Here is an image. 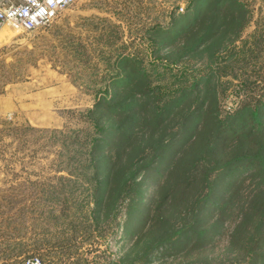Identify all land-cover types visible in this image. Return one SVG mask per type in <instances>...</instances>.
<instances>
[{"label":"rangeland","instance_id":"rangeland-1","mask_svg":"<svg viewBox=\"0 0 264 264\" xmlns=\"http://www.w3.org/2000/svg\"><path fill=\"white\" fill-rule=\"evenodd\" d=\"M213 3L75 0L36 28L3 25L0 95L35 103L0 121V264H21L34 253L42 264H264V227L255 229L264 181H246L233 198L227 183L234 174L225 169L237 149L230 129L239 121L231 114L264 102V0H225L229 31L201 43ZM194 5L203 16L191 22ZM172 20L189 33L175 37ZM121 52L146 68L149 94L137 93L138 122L122 136L116 164L102 162L95 173L87 165L97 183L114 169L97 187L78 167L90 157V142H79L98 137L78 110L93 106L90 90L122 87L105 79L123 69ZM162 107L167 117L155 125L150 120ZM70 108L76 113L68 115ZM65 134L69 173L58 167L61 142H53ZM109 146L98 155L105 158ZM241 170L239 179L247 173ZM54 184L67 196L53 195ZM226 198L230 205L219 214L216 204Z\"/></svg>","mask_w":264,"mask_h":264},{"label":"trees","instance_id":"trees-1","mask_svg":"<svg viewBox=\"0 0 264 264\" xmlns=\"http://www.w3.org/2000/svg\"><path fill=\"white\" fill-rule=\"evenodd\" d=\"M225 0H214V3L212 5V8L210 9L209 14H204V18L202 22L207 21L210 23L208 33L207 35L202 34L200 36L206 37V39L200 40L201 43H205L209 37L218 36L221 33L228 32V27L230 25V22L232 23V18L229 20L228 14L224 12L223 8L227 10H231L228 8L231 4H228L225 7H220L223 5ZM194 4V3H193ZM192 4V5H193ZM196 4V3H195ZM190 5V4H189ZM187 4V6L189 7ZM195 6V5H194ZM187 7V8H188ZM202 15V9L200 7L196 6L191 9L190 19L191 22H196L200 16ZM203 16V15H202ZM178 20L177 22H179ZM176 22V23H177ZM175 23V20H172L171 23L167 26L169 27L170 31L174 34H176L175 37L179 38L181 35H183L185 32L189 33V30H187V24L182 25H176L173 26ZM204 33V32H203ZM204 35V36H203ZM210 39V38H209ZM173 41H169L166 43V45L171 44ZM121 52L119 55L121 63L123 64V69L120 71H116L114 73L108 74L107 78L113 82H120L119 85L122 84L121 88H114L112 91H109L108 88H98L95 90H90L91 93H93L97 98L93 104V106L85 108L83 111L78 110V113L80 116H78V119H81L82 121L87 122V127L89 125L94 127V133L95 136H92L91 139H85L83 142H90L89 146V152L90 157L88 162H82L81 164H78V167H82V172L85 177L90 182H96V186L98 187L99 184L107 183L110 179V176H114L115 172L114 169H108L109 166L104 171V176L102 179L96 180L95 174L93 176H90L87 174V165L89 166L91 163V166L89 168L94 167V173L96 172V168L102 163L106 162L110 165H115L118 157V151L123 150L125 143L121 142L122 136H131L134 128L133 125L138 119L136 114L134 113L133 107L135 106V98L138 96V92H140V95L142 99H146L148 97V90H147V82H144V80L147 77L146 68H141L140 65L135 66L136 63H139V61L135 58V55L131 53H124ZM109 57V54L108 56ZM118 60V58H117ZM137 81V84L134 86V82ZM120 87V86H119ZM261 99V98H260ZM170 106L168 104L166 107ZM166 107L159 108V110L155 111V115L150 120L155 125H160L167 116L163 118V111H166ZM172 109V108H171ZM169 109V110H171ZM67 114L69 115V112L76 113V109L70 108L67 109ZM261 111L264 114V102L262 104L254 103V105L249 102L247 105L241 106L238 109H236L232 115V117L235 119V123H238L233 126L230 129V133H233L235 143L237 144L236 148L231 151V156L229 159L226 160L225 169H227L228 173L233 175L232 178L227 183V190L231 191L230 195L231 197H238L239 190L242 189V192L244 191V186L246 185V181H251L254 179H257L259 181H264V134H261V130L264 127L263 122V116L259 117ZM85 114V115H83ZM134 115V120L130 121V124H128L127 127H124V120L127 119L129 116ZM122 116H124L122 118ZM77 117V116H76ZM248 120V121H246ZM141 121V120H139ZM106 122H108L106 124ZM232 123V121H231ZM68 127V126H67ZM122 127H124L122 129ZM235 129V130H234ZM53 132H63L65 131L64 128H52L50 129ZM69 131V130H67ZM112 134V140L109 142L110 146L107 148L109 154H106L105 158L103 156H99L98 152H101L102 149L109 145L108 139H104L105 135L109 136ZM61 138H55L53 142H61V150L59 151L60 157L59 158V164L58 167L61 169H64L69 173V160L68 158H64L69 154L68 146H64L63 143L67 142L68 135L65 134L63 136H59ZM130 139V138H129ZM73 141H77L76 138L73 139ZM101 141H104L105 144H100ZM66 145V143H65ZM69 145V143H68ZM79 146V144H78ZM104 146V147H103ZM130 152V151H128ZM73 158H76L75 156H72ZM114 157V159H112ZM61 162V163H60ZM108 165V164H107ZM243 167H246V174L243 176V178L239 179L237 177V172L242 173L241 169ZM245 171V170H244ZM58 179H68L66 175L59 174L57 176ZM247 178V179H245ZM132 179V175L125 178L123 183V191H126V187L129 185L130 180ZM245 179V180H244ZM61 183V182H60ZM59 183V185H60ZM62 186V185H60ZM62 187H56L55 184L51 186L52 194L53 195H60L67 196L63 190H61ZM98 191V190H97ZM140 192H137V195L140 196ZM229 195V194H228ZM132 198V196H131ZM95 201L100 202L99 197L97 196V193H95L94 196ZM234 201V200H233ZM238 201V199L235 200V202ZM230 205V202L228 198L219 201L216 204V211H219V214L223 213L226 208ZM234 205V203H233ZM234 207V206H233ZM246 212V210H245ZM257 224H255V229L258 232H261L264 227V209L262 210L259 217H257ZM19 253V252H18ZM15 253V254H18Z\"/></svg>","mask_w":264,"mask_h":264},{"label":"built area","instance_id":"built-area-1","mask_svg":"<svg viewBox=\"0 0 264 264\" xmlns=\"http://www.w3.org/2000/svg\"><path fill=\"white\" fill-rule=\"evenodd\" d=\"M75 0H0V28L10 24L33 29L48 23L60 9ZM182 9V5L180 6ZM21 264H42L39 254L24 256Z\"/></svg>","mask_w":264,"mask_h":264},{"label":"crops","instance_id":"crops-1","mask_svg":"<svg viewBox=\"0 0 264 264\" xmlns=\"http://www.w3.org/2000/svg\"><path fill=\"white\" fill-rule=\"evenodd\" d=\"M21 100L20 98L15 97L13 93L0 95V121L3 115L10 114L13 111L15 112L17 109H22V107H30L35 103L34 100Z\"/></svg>","mask_w":264,"mask_h":264},{"label":"bare ground","instance_id":"bare-ground-1","mask_svg":"<svg viewBox=\"0 0 264 264\" xmlns=\"http://www.w3.org/2000/svg\"><path fill=\"white\" fill-rule=\"evenodd\" d=\"M4 28V26H2L1 28H0V31L2 30ZM8 29H6V28H4L2 31H7Z\"/></svg>","mask_w":264,"mask_h":264}]
</instances>
